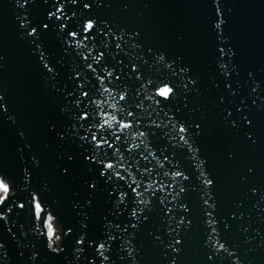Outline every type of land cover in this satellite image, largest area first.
<instances>
[{
  "label": "water",
  "instance_id": "1",
  "mask_svg": "<svg viewBox=\"0 0 264 264\" xmlns=\"http://www.w3.org/2000/svg\"><path fill=\"white\" fill-rule=\"evenodd\" d=\"M59 3L0 0V264H264V0Z\"/></svg>",
  "mask_w": 264,
  "mask_h": 264
},
{
  "label": "snow or ice",
  "instance_id": "2",
  "mask_svg": "<svg viewBox=\"0 0 264 264\" xmlns=\"http://www.w3.org/2000/svg\"><path fill=\"white\" fill-rule=\"evenodd\" d=\"M25 2H26V0H25ZM57 4H59V6L56 8V11L49 12L48 13L49 19H51L52 17H55L57 20L61 19V16L60 15H57V13H61V15H64V13H63V7H64L63 4H60L59 3V0H57ZM21 6H23V5H21ZM84 7H85V9H88L90 7V5L85 4ZM217 13L219 14V8H217ZM65 19H67L66 16H65ZM21 27H27V20H26V18H24V20H22ZM48 27H49V25L47 23H45L43 25V28L44 29H47ZM61 27L63 28L64 25L61 24ZM94 29H95V24H94V22L91 19H89V21L84 26V31L85 32H92ZM28 35H30V36H36V35H38L37 28L36 27H32L31 28V31L28 33ZM70 35H73L74 36L75 33H70ZM116 47L119 48L120 45L117 44ZM220 51H221V54H223V51L224 50L221 49ZM103 56H104V53L103 52H100L96 62L99 63V59L102 58ZM84 59L87 60L88 57L85 56ZM44 66H45L46 69H48V71H50V72L52 71V69L47 64H45ZM87 67L91 69L92 68V65L91 64H88ZM133 70L135 71V65L133 66ZM93 71H95V69H93ZM107 75L109 77H111V76H113V72H108ZM116 79H119V77H116ZM80 87L82 88L83 85H80ZM80 94L82 96H88V93L86 91H81ZM157 95H159L160 97L164 98L165 100H168L170 97H172L174 95V88L173 87H169V86H164V87H162L158 91ZM121 98L123 99V97H121ZM0 107H3V106L0 105ZM130 114L131 113H129V115ZM87 118H88V116H87V113L86 112L79 115V119L81 121H84ZM129 126H130L129 124L123 125V127H125V128H127ZM157 127H159V125H157ZM173 127H175V125H173ZM186 131H187V129L183 125H180L179 126V132L186 133ZM140 135H144V133L141 132ZM116 138L119 139V137H116ZM82 139L83 140H88V137L87 136H84V137H82ZM180 139L181 140H184V136H180ZM92 142H95V146L96 147H100L102 143H108L106 140H97L95 133L92 134V140L89 141V143H92ZM108 146L111 147L112 145L109 144ZM87 159L91 160L94 163H97V159L93 155L90 156V157H87ZM100 163L103 164V161H100ZM112 168H113V165L111 163L103 164V170L100 171V175L103 176V177H106L107 180H110L112 178V174L109 173V172H107L106 170L107 169H112ZM176 174L177 175H181V173H179V172H177ZM116 175H119V173H117ZM122 178L123 177H121V179ZM205 183L208 184V185H211L212 181L211 180H206ZM90 187L95 188V184L90 185ZM129 187H131V185H129ZM138 187H139V185H137V188ZM132 191L134 193H136V195H139V193L136 192V189L135 188H133ZM181 191H183V189H181ZM0 192L3 193V195L0 196V205H2L8 199V194L10 192L9 186L6 183H4L2 180H0ZM124 195H125V193H121L120 194V196H121V204L123 203V197H124ZM32 199L35 202L34 203V208H35L36 214H37V216H39L40 212L42 211V206L39 203V198L36 195H33V198ZM19 207L23 208L24 205L23 204H20ZM9 211H11V209H9ZM168 211L170 212V210H168ZM132 215L134 217L137 215V210L135 208L132 209ZM48 219L50 220L51 219V216H49ZM133 226H135V225H133ZM47 228H48L47 235L49 237V243L51 244V238L53 236V231H52L51 224H48L47 225ZM70 231H71V229H69V232ZM125 231H126V229H125ZM110 239H111V237H110ZM83 243H84L83 239H80V240L77 241V244H83ZM217 246H218L219 249H224V247H225L224 244H219V243H218ZM103 247H104V244H99L98 245V250L99 249H102ZM100 255L103 256V253L101 252ZM103 259L104 260H107L108 257L107 256H103Z\"/></svg>",
  "mask_w": 264,
  "mask_h": 264
}]
</instances>
